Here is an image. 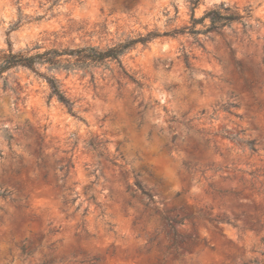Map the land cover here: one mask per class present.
Returning a JSON list of instances; mask_svg holds the SVG:
<instances>
[{
    "label": "rangeland",
    "instance_id": "obj_1",
    "mask_svg": "<svg viewBox=\"0 0 264 264\" xmlns=\"http://www.w3.org/2000/svg\"><path fill=\"white\" fill-rule=\"evenodd\" d=\"M220 4L251 16L196 39L157 36L121 56L140 89L114 62L0 75V192L14 199L0 197V264H156L164 248L147 241L163 238L164 217L183 218L176 232L197 238L165 264H264V0H0V52L103 49L187 26L193 5L199 17ZM222 133L254 139L257 151Z\"/></svg>",
    "mask_w": 264,
    "mask_h": 264
},
{
    "label": "trees",
    "instance_id": "obj_2",
    "mask_svg": "<svg viewBox=\"0 0 264 264\" xmlns=\"http://www.w3.org/2000/svg\"><path fill=\"white\" fill-rule=\"evenodd\" d=\"M194 8L193 5L190 16V23L187 26L183 27H175L172 30L164 31L163 33L157 32L155 30L147 31L144 35L138 33L133 36H127L111 46L106 48H100L95 45H86L78 48H49L45 49L42 52H36L34 54L30 53H1L0 52V75L6 70L15 67V66H24L31 69H34L37 64L46 65L48 67L55 68H63V69H76V68H89L91 66L103 65L107 62L116 63L119 68V72L129 79L137 88H142L144 83L140 77H136L134 74L128 73L122 65L121 56L127 52L129 49L133 47L136 43H146L157 36H176L178 34L186 33L191 36L196 37L199 34L207 35L210 32H216L220 29L229 26L232 22H241L244 24V19L249 18L251 16L250 9L248 7L243 8V13L232 10L231 7L225 6L224 4H220L217 8H213L210 10H205L202 15L199 17L194 16ZM197 25H201V28H197ZM185 61L188 64V56L185 55ZM47 82L49 84L51 94L54 95L57 100L63 104L66 108L67 112L72 116H76V112L74 110V101L68 98L64 91L61 89L58 80L54 77H47ZM236 103H227L222 107V109L232 115L234 117H240L236 112L233 111V108H236ZM224 137L237 141L241 144H244L250 153H255L257 148L255 146L254 139H243L239 137V133H222ZM7 138H11V135L8 134ZM175 140V136L172 137L171 142ZM86 148L91 150H98L99 153H104V148L101 145V142H96L94 140H89L85 143ZM107 159V158H106ZM110 164L113 166H118L116 162L113 160L107 159ZM72 166L71 159L67 160V163L64 167L66 169ZM182 166L185 171L190 172L193 169H196V165H190L187 162H182ZM63 167H61L62 169ZM253 175V173H250ZM137 189L140 190L141 194L146 197L147 200H152L151 194L145 190L141 183L138 180L134 182ZM176 195H179L177 193ZM0 197L4 199H8L9 201H14L11 196V192L8 190H3L0 192ZM92 198V197H91ZM75 197L70 199L71 203H74ZM77 209V208H76ZM86 209L83 211L85 214ZM200 216H203L200 214ZM165 220V224L167 230L162 228L161 232L163 233V238H158L159 233L156 232L155 235L148 238V243L151 245L152 242L155 241L156 247L162 246L164 248V252L162 253L161 259L156 258V264H165L166 256L173 255L175 259L180 258V254L178 253L179 248H183V250L187 251L190 248V243L194 244L197 241V238L193 236V234H178L175 228L172 225V222L182 223L183 218L179 220H172L168 217L163 218ZM210 221H216L214 218H209ZM108 225V230H111V224L106 222ZM165 241V244H163ZM150 248L147 249V252H150ZM22 253H25L26 247L21 246ZM173 259V260H175ZM94 260L93 262H91ZM90 260L91 264H96L98 258L95 257ZM46 264V263H44Z\"/></svg>",
    "mask_w": 264,
    "mask_h": 264
},
{
    "label": "water",
    "instance_id": "obj_3",
    "mask_svg": "<svg viewBox=\"0 0 264 264\" xmlns=\"http://www.w3.org/2000/svg\"><path fill=\"white\" fill-rule=\"evenodd\" d=\"M161 44H163V42H161Z\"/></svg>",
    "mask_w": 264,
    "mask_h": 264
}]
</instances>
